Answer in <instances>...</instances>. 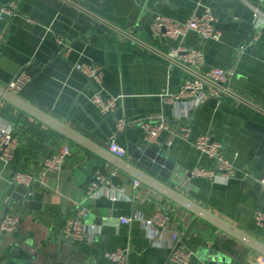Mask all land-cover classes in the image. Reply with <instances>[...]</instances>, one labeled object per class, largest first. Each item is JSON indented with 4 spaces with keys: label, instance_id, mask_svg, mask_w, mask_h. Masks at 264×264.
Wrapping results in <instances>:
<instances>
[{
    "label": "crops",
    "instance_id": "obj_1",
    "mask_svg": "<svg viewBox=\"0 0 264 264\" xmlns=\"http://www.w3.org/2000/svg\"><path fill=\"white\" fill-rule=\"evenodd\" d=\"M72 1L0 0L2 6L17 2L11 15L12 30H8L9 23L0 41V85L7 87L26 69L33 79L19 94L25 100L107 149L115 136L127 150L123 158L264 242V224L255 218L256 211L264 213V190L259 182L264 173V116L228 98L208 97L193 107L186 100H170L191 74L170 69L166 62L123 40L119 28L111 25L166 49L181 41L154 34L157 15L185 21L210 9L220 38L205 39L192 31L184 44L204 52L205 68L235 71L233 88L264 106V26L263 17L255 12L258 8L264 15V1ZM259 29L260 37L254 41ZM57 35L65 39L69 51L57 42ZM77 63L104 68L102 89L122 95L114 112L105 114L92 102L95 85L75 69ZM151 116H163L170 122L156 144L144 140L141 126ZM0 117L13 125L18 139L13 161H0V222L8 212L21 216L17 230L0 232V264H114L106 254L125 247L130 248L128 264H178L170 261L175 232L181 245L194 252L188 264H257L264 257L145 183L136 187L137 179L1 97ZM121 117L128 126L118 132ZM203 134L221 142L224 157L235 164L236 171L228 179L190 172L196 166L216 165L195 146ZM66 143L72 154L62 168L43 174L44 160ZM132 144L155 151L161 158L160 171L134 159L129 153ZM97 170L112 184L88 197ZM19 171L35 175L33 191L41 178L38 191L43 198L34 200L32 208L19 206L12 197L11 186ZM81 205L90 210L84 223L96 227L84 241L72 242L64 227ZM156 212L169 218L166 229L155 231L163 240L161 246L153 244L143 222ZM123 217L132 221L123 223Z\"/></svg>",
    "mask_w": 264,
    "mask_h": 264
},
{
    "label": "built area",
    "instance_id": "obj_2",
    "mask_svg": "<svg viewBox=\"0 0 264 264\" xmlns=\"http://www.w3.org/2000/svg\"><path fill=\"white\" fill-rule=\"evenodd\" d=\"M63 2L68 4L74 3L72 0H63ZM16 8L17 2H11L9 5L4 6L3 10L9 15H13ZM255 12L256 15L263 17L261 21L264 26V15L258 8H255ZM216 22L217 20L210 9L202 15H192L185 21H179L164 15H157L152 26L154 34L163 36L167 39L181 41L180 45L166 49L153 43L143 41L122 27H116L114 24L111 25L114 28H119L123 40L133 42L142 51L166 62L170 69L179 68L191 74V78L184 83L180 93L170 95V100H186L191 104V107H193L202 104L208 97L220 99L228 98L234 102L244 104L264 116L263 105L233 88L231 80L235 75V71L219 67L205 68L206 61L204 52L201 49L189 47L184 44V39L192 31L197 32L205 39H219L221 33L216 27ZM260 31L259 29V31L253 35L252 39L254 41L259 39ZM56 39L59 44L64 45L67 51H69L70 47L62 36L57 35ZM245 48H247V46H245ZM245 48L243 50H245ZM74 67L78 72L89 78L95 85V92L91 98L92 102L105 114L114 112L122 95H111L102 89L101 84L104 77V68L94 63H77ZM32 79V75L26 69H23L12 81H10L7 88L16 94H20L32 82ZM127 126L128 122L125 118L121 117L117 120L118 132L124 131ZM141 126L144 129V140L148 143L156 144L159 143L161 133L170 128V122L163 116H151L144 119ZM182 131L188 135L186 127H183ZM168 144L172 145L173 142L168 141ZM195 146L199 151L212 158L216 162V165L213 168L196 166L190 171L194 176L221 178L226 180L234 175L236 171L235 164L224 157L222 143L213 139L212 135H200L196 139ZM17 147L18 139L15 135L13 125L0 117V161L5 164H9L13 161ZM109 150L119 157H124L127 153L126 148L116 141L115 136L111 137L109 141ZM71 154V146L68 143L62 144L56 152L44 160L42 173L47 174L60 170ZM34 180L35 175L25 171H19L14 176L15 184L24 185L28 188L32 186ZM259 182L264 190V173L259 179ZM111 184V179L101 170H97L95 179L88 186L87 196L94 197L101 193V191L104 190L103 188L111 186ZM140 185L141 182L135 180V186L138 187ZM89 211L88 207L81 205L76 215L67 220L64 227V234L70 241H84L87 236L95 230V225L89 226L83 221V218L88 216ZM255 218L259 224H264L263 212L256 211ZM168 219L165 213L156 212L153 216L143 220L144 224L149 228L150 237L153 244L156 246H161L163 240L155 231L156 229H166ZM20 221V214L8 212L0 222V232H14L17 230ZM121 221L123 223H130L132 218L123 217ZM173 242L170 261L178 264H188L194 252L181 245L180 235L177 232L173 234ZM129 255L130 248L125 247L107 253L106 257L114 264H128ZM257 264H264V257H262Z\"/></svg>",
    "mask_w": 264,
    "mask_h": 264
},
{
    "label": "water",
    "instance_id": "obj_3",
    "mask_svg": "<svg viewBox=\"0 0 264 264\" xmlns=\"http://www.w3.org/2000/svg\"><path fill=\"white\" fill-rule=\"evenodd\" d=\"M3 9L4 6L0 5V41L4 38V31L13 19V16L9 15ZM12 25L13 24L10 23V26L8 28L9 31L12 30ZM0 97L14 107L27 113L34 119H37L38 121L52 128L67 139L100 156L107 162L111 163L113 166L130 175L131 178H135L140 182L145 183L146 185L155 189L175 203L185 207L195 215L203 218L217 228L221 229L231 237L237 239L253 250L264 255V242L236 227L234 224L226 221L225 219L205 208L193 199L170 187L166 183L162 182L161 180L147 172L141 166H138L123 157H119L113 154L109 149L95 143L76 129L63 123L59 119L25 100L21 95L12 92L3 85H0ZM129 153L134 159L139 160L142 165L149 167L155 171H160L161 166L158 163H160L161 158L156 157L155 151L151 149L146 150L143 148L138 149L136 145L132 144L129 148ZM163 154L165 155L166 153L164 152ZM40 184L41 178L38 177V180L33 187L36 191H33L32 188H28L24 185H17L14 183L11 186L13 199L21 207L32 208L34 200H41L43 198V193L38 191L40 189Z\"/></svg>",
    "mask_w": 264,
    "mask_h": 264
}]
</instances>
